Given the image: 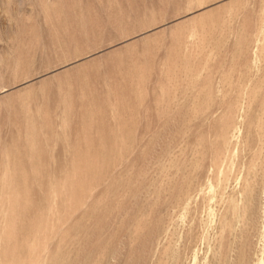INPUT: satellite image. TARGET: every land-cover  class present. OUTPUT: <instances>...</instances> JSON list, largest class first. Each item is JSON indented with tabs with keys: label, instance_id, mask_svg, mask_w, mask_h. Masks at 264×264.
I'll use <instances>...</instances> for the list:
<instances>
[{
	"label": "rangeland",
	"instance_id": "obj_1",
	"mask_svg": "<svg viewBox=\"0 0 264 264\" xmlns=\"http://www.w3.org/2000/svg\"><path fill=\"white\" fill-rule=\"evenodd\" d=\"M0 264H264V0H0Z\"/></svg>",
	"mask_w": 264,
	"mask_h": 264
}]
</instances>
